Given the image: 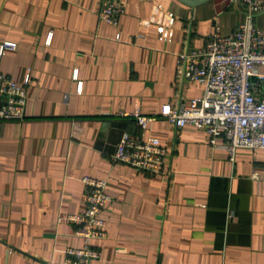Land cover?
<instances>
[{
	"label": "crops",
	"instance_id": "1",
	"mask_svg": "<svg viewBox=\"0 0 264 264\" xmlns=\"http://www.w3.org/2000/svg\"><path fill=\"white\" fill-rule=\"evenodd\" d=\"M105 1L0 0V42L18 44L1 70L32 77L26 119L0 121V264H68L65 249L82 243L60 218L85 211L84 177L106 180L114 198L92 264H264V150L231 160L223 141L213 148L204 131L161 116L203 93L178 77L179 53L216 29L230 35L246 9L111 0L125 9L113 27L100 16ZM157 4L176 15L171 42L159 38ZM256 22L264 27V13ZM138 110L156 118L146 132ZM125 132L168 147L164 175L113 161Z\"/></svg>",
	"mask_w": 264,
	"mask_h": 264
},
{
	"label": "built area",
	"instance_id": "2",
	"mask_svg": "<svg viewBox=\"0 0 264 264\" xmlns=\"http://www.w3.org/2000/svg\"><path fill=\"white\" fill-rule=\"evenodd\" d=\"M239 2L247 11V19L233 33L223 36L216 29L207 36L204 47L187 48L178 55V77L201 86L202 95L175 107L165 105L161 112L176 129L192 127L207 133L213 148L223 141L231 160L240 149L264 150V92H259L261 88L264 90V27L256 22L264 13V0ZM124 13L119 2L107 0L100 16L105 23L118 27ZM153 21L157 23L159 38L171 42L176 15L157 4ZM17 49L15 42H0V121H24L27 117L30 71L19 83L1 70L4 57ZM79 84L81 93L82 85ZM133 117L143 132L156 120L139 110ZM168 156V147L157 137H137L125 132L113 161L136 171L162 176ZM83 182L85 211L60 218V221L77 225L74 235L82 243L65 249L68 264H92L100 259L101 252L94 248L93 241L105 240L108 236L109 211L114 203L107 191L108 183L94 177H84Z\"/></svg>",
	"mask_w": 264,
	"mask_h": 264
},
{
	"label": "water",
	"instance_id": "3",
	"mask_svg": "<svg viewBox=\"0 0 264 264\" xmlns=\"http://www.w3.org/2000/svg\"><path fill=\"white\" fill-rule=\"evenodd\" d=\"M178 1H180L181 3H183L189 7L195 8L197 6L205 4L209 0H178Z\"/></svg>",
	"mask_w": 264,
	"mask_h": 264
}]
</instances>
